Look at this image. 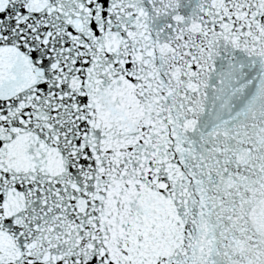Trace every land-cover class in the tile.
<instances>
[{
  "label": "snow or ice",
  "instance_id": "6c2138e0",
  "mask_svg": "<svg viewBox=\"0 0 264 264\" xmlns=\"http://www.w3.org/2000/svg\"><path fill=\"white\" fill-rule=\"evenodd\" d=\"M0 264H264V0H0Z\"/></svg>",
  "mask_w": 264,
  "mask_h": 264
}]
</instances>
